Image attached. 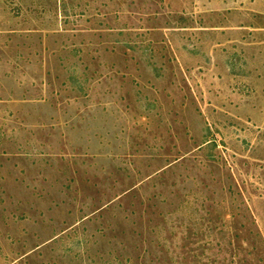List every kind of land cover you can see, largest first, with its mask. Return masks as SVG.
<instances>
[{
	"label": "rangeland",
	"instance_id": "1",
	"mask_svg": "<svg viewBox=\"0 0 264 264\" xmlns=\"http://www.w3.org/2000/svg\"><path fill=\"white\" fill-rule=\"evenodd\" d=\"M0 264H264V0H0Z\"/></svg>",
	"mask_w": 264,
	"mask_h": 264
}]
</instances>
